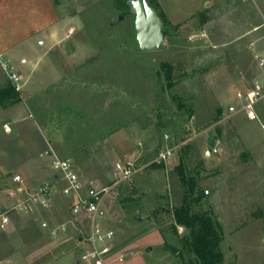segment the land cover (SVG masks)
Segmentation results:
<instances>
[{
  "label": "rangeland",
  "instance_id": "1",
  "mask_svg": "<svg viewBox=\"0 0 264 264\" xmlns=\"http://www.w3.org/2000/svg\"><path fill=\"white\" fill-rule=\"evenodd\" d=\"M54 1L62 31L34 71L21 72L17 139L0 129V214L18 198L5 178L21 174L18 167L46 149L69 159L83 178L106 185L117 162L135 161L143 169L134 181L115 184L104 202L109 217L117 223L127 216L124 207L142 213L118 225V234L130 237L151 223L137 218H153L166 235V244L154 248V262L182 264L169 236L178 237L174 242L188 260L182 244L188 232L171 223L184 196L176 174L184 161L201 197L194 211L211 212L224 228L223 264H264V99L255 121L235 99L261 77L256 56L264 55V0H153L166 35L161 50L149 54L139 50L135 16L115 0ZM166 136L176 160L153 164ZM214 149L218 153L207 157ZM48 166L49 159L25 178L49 183ZM63 186L54 193L58 209L45 215L59 224L70 220L75 201L62 194ZM11 218L8 230L0 229V264L81 261L85 245L78 237L86 236V221H79L83 231L67 250L71 229L53 238L32 218Z\"/></svg>",
  "mask_w": 264,
  "mask_h": 264
},
{
  "label": "crops",
  "instance_id": "2",
  "mask_svg": "<svg viewBox=\"0 0 264 264\" xmlns=\"http://www.w3.org/2000/svg\"><path fill=\"white\" fill-rule=\"evenodd\" d=\"M164 11L169 15L166 10ZM169 18H171L170 15ZM62 25L63 21L61 14L54 0H0V87H2L7 80L10 81L8 78L9 72L4 69L3 65L5 63L8 64L11 67V71L22 81L24 75L21 72L27 67H31L33 72L40 62V59L53 49V41H55V38L61 33ZM11 83L15 87V84L13 82ZM21 87L19 93L22 100L25 98L22 95L25 84L21 85ZM17 109V104H8L4 107L0 103V129L7 136L15 134L16 139L17 121L19 120L17 119ZM47 144L51 149V144L49 142ZM44 152L39 153V159L28 161L19 166L18 169H20L22 173L16 175L22 176L27 187L31 190L43 184L55 185L57 189L55 192L56 195L60 191L59 186L61 184L56 182V174L51 168L48 150L46 149ZM206 156L208 157V153H206ZM48 159V171H50L51 174V181L49 183L35 185L25 178V175L34 170L40 171V165L43 161H47ZM11 176L12 175L7 176L5 180L7 179L10 182ZM54 197L53 195L52 200L55 205L53 209H37L33 214L23 217L28 219L32 218L36 222H39V228L44 232L45 229L42 228V223L44 221H48L52 227L66 225L67 231L70 229L73 231V235L71 234L70 236H66L65 233V236L68 238V241H65L68 250L69 245L73 244L71 239L74 236L78 237L83 231L82 225L72 216L71 206L73 202L69 207L70 220L67 223L59 224L56 220L45 217L46 213L58 209ZM121 210H126L127 216H118L116 218L118 222L116 223L109 217L110 215L106 209L108 217L105 226L106 228L113 229L115 233L117 232L112 244V251L107 256L108 264H163L155 263L152 258L154 248L166 244V235L163 233V227L153 218L145 215L144 221H139V218H137L136 221H139L142 225V222H146V219H150L151 223L146 227L138 228L136 236L133 235L130 237L127 236V233L123 234L124 232L118 234V225L128 219L127 217L130 214L137 212L128 207L121 208ZM135 215L139 216L142 215V213L137 212ZM12 224L13 219L11 225ZM46 231L49 234L48 230ZM177 238V236H173L172 238L169 236V240L170 242L172 241V243L176 241ZM78 240L84 243V254L87 253L90 250V246L84 241L83 237L79 236ZM122 255L123 257L121 258ZM78 264H82V261H79Z\"/></svg>",
  "mask_w": 264,
  "mask_h": 264
},
{
  "label": "built area",
  "instance_id": "3",
  "mask_svg": "<svg viewBox=\"0 0 264 264\" xmlns=\"http://www.w3.org/2000/svg\"><path fill=\"white\" fill-rule=\"evenodd\" d=\"M256 63L261 77L255 79L245 88L239 89L235 94V99L242 104V109L251 121L259 119L256 106L264 99V55H257ZM3 67L9 72L8 78L15 84L16 90L20 91L22 88L19 84L20 78L11 71L8 64L5 63ZM262 130L264 132V124H262ZM169 140L170 137L166 136L167 145L159 152L153 164L161 165L176 160L177 148L171 146L168 143ZM217 153V149L208 152L209 156ZM48 155L50 156L51 168L56 174V182L64 184L61 189L62 194L75 198L71 206L73 218L77 221L84 220L87 223L86 236L83 238L90 246V250L82 256L81 261L84 264H108L107 256L112 251L115 231L105 226L107 211L104 202L112 196L115 184L132 183L143 167L135 161H119L112 172V184L106 185L96 180L83 178L69 159H61L51 151ZM11 181L15 186V193L18 198L9 210L0 214L1 230H8L12 223V214L28 216L37 209L50 210L54 208L52 196L57 190L55 185L43 184L31 190L20 175H14ZM42 228L48 230L53 238L58 237L59 232H67L66 225L52 227L48 221L42 223Z\"/></svg>",
  "mask_w": 264,
  "mask_h": 264
},
{
  "label": "trees",
  "instance_id": "4",
  "mask_svg": "<svg viewBox=\"0 0 264 264\" xmlns=\"http://www.w3.org/2000/svg\"><path fill=\"white\" fill-rule=\"evenodd\" d=\"M130 1L115 0V5L122 12L131 14ZM148 1L151 6L154 5L153 0ZM201 16L202 24H206L208 18L205 14ZM162 19L166 24V19ZM164 33L166 35V31ZM18 102H21L20 93L7 80L0 87V103L5 107L8 104L15 105ZM176 174L185 190L182 203L172 211V224L174 229L183 227L187 230L188 234L182 238V244L187 248L191 257L185 260L184 254L175 242L170 248L175 254H178L183 262L182 264H223V254L220 251V244L225 237L223 226L214 219L211 212L194 211V205L200 203L201 197L197 196L195 192L196 180L188 175L184 161L176 167ZM204 195L206 196V194Z\"/></svg>",
  "mask_w": 264,
  "mask_h": 264
},
{
  "label": "water",
  "instance_id": "5",
  "mask_svg": "<svg viewBox=\"0 0 264 264\" xmlns=\"http://www.w3.org/2000/svg\"><path fill=\"white\" fill-rule=\"evenodd\" d=\"M130 12L135 16V36L140 52H159L165 41V23L158 11L148 0H131ZM139 221H144V217Z\"/></svg>",
  "mask_w": 264,
  "mask_h": 264
}]
</instances>
